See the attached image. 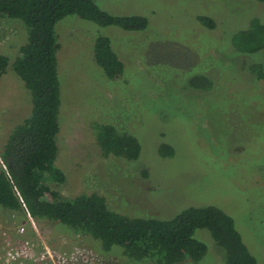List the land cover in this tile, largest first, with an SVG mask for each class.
I'll return each instance as SVG.
<instances>
[{
	"label": "rangeland",
	"instance_id": "1",
	"mask_svg": "<svg viewBox=\"0 0 264 264\" xmlns=\"http://www.w3.org/2000/svg\"><path fill=\"white\" fill-rule=\"evenodd\" d=\"M103 10L148 19L142 30L101 26L78 15L57 26L56 64L62 88L56 164L63 184L51 182L65 196L99 193L109 206L129 216L170 218L190 206L216 205L236 222L245 244L264 264V76L251 70L262 62L264 48L252 54L231 46L232 32L261 14L255 0H95ZM207 16L218 27L200 19ZM108 36L124 64L115 78L95 61L94 44ZM27 32L20 20L0 16V53L9 58L0 80L1 151L10 132L32 110L31 93L12 68ZM211 79L209 89H191L194 74ZM110 123L135 135L142 146L136 160L104 156L95 125ZM175 154L163 157L160 146ZM2 167V166H0ZM27 223L0 208V232ZM37 222L43 243L56 264H154L103 249L98 240L53 220ZM7 229V230H8ZM29 234L34 236L30 228ZM195 237L208 251L197 262L224 264V250L207 229ZM1 238V235H0ZM102 249L93 250L92 242ZM92 247V248H91ZM89 249L88 255L85 250ZM39 247L37 251H41Z\"/></svg>",
	"mask_w": 264,
	"mask_h": 264
},
{
	"label": "trees",
	"instance_id": "2",
	"mask_svg": "<svg viewBox=\"0 0 264 264\" xmlns=\"http://www.w3.org/2000/svg\"><path fill=\"white\" fill-rule=\"evenodd\" d=\"M255 1L262 4L261 14L251 15L250 24L235 29L230 37L231 46L238 53L252 54L264 48V0ZM72 15L101 26H120L128 30H142L149 22L141 15L111 14L95 0H0V16L20 20L27 32L20 56L11 65L32 96L30 116L10 132L1 151L7 166L5 170L0 163L1 210L18 216L23 214L18 190L36 221H58L90 241L98 240L106 251L119 247L120 255L154 264L201 261L208 247L195 237V232L207 229L224 250V264H260L245 244L235 219L216 205L190 206L170 218L129 216L112 209L106 197L99 193L68 197L51 186V182L63 184L66 181L64 171L56 164L62 108L56 52L59 49L57 26ZM200 19L209 28L218 27L207 16ZM94 58L107 77L115 78L124 69L108 36L96 38ZM253 62L250 69L258 71L259 78L264 76L263 63ZM9 63L8 56L0 53V80L7 73ZM211 79L196 73L188 86L209 89ZM94 131L104 156L139 158L142 146L132 133L110 123L96 124ZM159 152L163 157L175 154L174 148L166 143L160 146ZM94 241L91 248L101 253L102 249ZM83 250L89 254V249ZM101 255L100 262L106 263L108 256ZM92 259L98 260L97 255L90 253L86 263L72 264H92Z\"/></svg>",
	"mask_w": 264,
	"mask_h": 264
},
{
	"label": "built area",
	"instance_id": "3",
	"mask_svg": "<svg viewBox=\"0 0 264 264\" xmlns=\"http://www.w3.org/2000/svg\"><path fill=\"white\" fill-rule=\"evenodd\" d=\"M5 170L7 166L2 161ZM27 223L12 224L14 234L4 229L0 232V264H56L55 253L41 237L37 222L17 190ZM34 236L29 234V229ZM41 247V251H37Z\"/></svg>",
	"mask_w": 264,
	"mask_h": 264
}]
</instances>
